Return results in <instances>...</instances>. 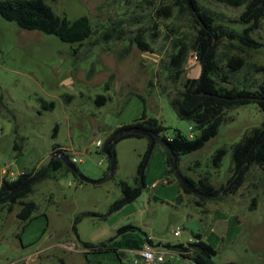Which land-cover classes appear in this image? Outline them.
<instances>
[{"label":"rangeland","instance_id":"rangeland-1","mask_svg":"<svg viewBox=\"0 0 264 264\" xmlns=\"http://www.w3.org/2000/svg\"><path fill=\"white\" fill-rule=\"evenodd\" d=\"M46 1L70 20L88 15L94 34L80 46L55 34L22 29L0 15V185L3 178L12 180L47 166L54 145L81 160L71 159L86 176L105 177L109 160L102 147L116 128L145 113L147 119H157L163 130L147 160L141 193L117 210L111 207L124 195L120 182L138 185L139 165L150 147L148 136L117 142L115 173L102 182L79 183L74 172L66 170L57 172L56 179L36 182L26 199L35 201L38 209L27 225L17 216L21 205L16 204L11 213L0 210V264H135L146 235L164 245L189 248L193 247L188 243L198 241L200 235L216 250L214 264H264V173L258 166L250 168L237 191L210 198L203 207L194 204V194L180 188L176 175L168 173L171 152L163 139L177 131L187 137L199 132L193 122L179 117L172 102L182 82L168 78L176 38L190 40L195 32L191 13L175 5L183 6L182 0ZM197 2L214 13L218 24L237 31L245 28L231 22L239 19L244 6ZM167 4L172 14L159 16L158 8ZM111 30V38L103 39ZM138 33L150 43L151 51L132 44ZM252 36L264 43V23ZM237 47L228 38L219 42L216 62L222 69H227V56L240 53ZM242 54L247 64L232 75L234 81L248 75L250 84H259L264 70H249L264 66V46ZM202 66L191 51L183 81L199 78ZM100 95L108 99L104 104L97 102ZM44 102L55 106L47 110ZM228 116L203 148L180 155L177 165L183 175L195 180L208 176L217 189L228 185L234 174L232 146L248 130L262 125L264 113L252 102L236 106ZM221 147L228 151L217 167L213 157ZM176 228H181L180 236L174 234ZM83 242L97 248H86ZM99 245L106 249L98 250ZM178 251L165 253L166 261L193 263Z\"/></svg>","mask_w":264,"mask_h":264},{"label":"trees","instance_id":"trees-1","mask_svg":"<svg viewBox=\"0 0 264 264\" xmlns=\"http://www.w3.org/2000/svg\"><path fill=\"white\" fill-rule=\"evenodd\" d=\"M189 1L195 8V11L191 9ZM216 1L232 7L244 6L239 19H233L231 21L232 23L245 24L246 26L243 31H237L235 28L228 29V24V28L218 24L214 13L202 8L197 0H182L183 6L179 3H175L176 6L184 7L191 13L194 20L195 32L190 40L185 36L176 38L174 42L175 50L171 54L169 60L170 67L168 69V78L173 83L181 81L183 86L182 89H179L174 93L172 99L179 117L193 122L199 129L198 134L191 137H187L181 131H177L173 136L163 139L167 148L171 152L166 161L169 167L168 173L176 175L178 184L185 193L194 194L193 202L200 207H203L205 202L213 197H205L193 193L184 185L176 173L175 158L178 163L180 155L189 154L203 148L209 140L217 136L219 127L229 120L228 111L236 106L254 102L258 109L264 113V80L259 84H250L248 82V75H243L239 81H234L235 78H233L234 76L232 77L233 74L240 72L247 64V61L242 54L245 50L259 49L264 46V43L252 36V32L259 29L264 23V0ZM157 12L159 16H170L172 14L171 5H163L158 8ZM0 15L6 20L15 22L17 26L22 29L38 30L48 34H55L63 41L79 43L80 46H82L86 40L91 38L94 34L92 22L88 15H82L75 20H70L66 15L57 14L46 0H0ZM112 33H114V30L104 33L103 39L111 38ZM120 35L121 33L119 32L117 35L118 38H120ZM224 38L236 41L238 44L237 49H239L241 53L226 57L225 67L227 69H222V67L216 62L219 42ZM132 44L137 45L143 51L152 50L150 43L146 41L142 33H138L133 38ZM191 51L196 53V56L201 63L203 62L204 57L207 56L205 61V74L201 81H199L200 77H189L185 81L182 79L185 71L184 65ZM263 70V65H255V69H250L249 71L255 72ZM229 84H233V86L229 87ZM252 85H255V87L252 88ZM107 86H109V84H107ZM197 86L198 91L200 92L198 94L195 93ZM107 100V97L104 95L97 97V102L99 104H104ZM54 106V102L43 103V107L47 110L53 109ZM130 126H141L155 131L157 134L163 130V126L158 123L157 119H147V115L144 113L141 119L130 124L121 125L114 130L113 134ZM57 133L58 125L53 133V137H57ZM132 136L142 137L144 135L126 133L118 137L116 141L109 146L115 159V144L124 138ZM254 146L255 149L251 154L250 163L248 164L245 173L230 192L237 191L240 188L244 182L245 174L248 173L252 166H258L264 173V121L261 126L248 130L243 138L232 146V165L230 169L234 174L229 182L242 168H244L246 165V159ZM53 150V152L63 151L60 149L59 145H54ZM227 151L228 149L226 147H221L216 151L213 157V162L217 167L221 166L222 160ZM147 154L148 152L144 155L139 165V175L135 179L138 185L132 187L127 181H121L120 185L124 195L115 202L111 207V210L121 208L124 204L135 200L141 193L142 188L145 185V173L142 175V171L143 169L145 170L147 164ZM45 167L40 169L36 167L31 171L22 172L18 177L12 180L3 178L0 185V198L9 195L14 189L20 187L32 177L39 175ZM62 170L72 171L61 158L54 159L49 170L41 179L35 181L25 190L15 192L8 200L1 202L0 210L6 208L7 211L11 213L14 211L16 204L21 205L17 216L24 226L27 225L35 217L38 204L33 200H27L26 196L34 191L33 186L36 182L46 178L56 179V173ZM108 173L106 175H108ZM74 175L79 183H85L78 178L75 173ZM184 177L192 185L205 193H218L224 189H217L213 186L210 183L208 176L200 178L199 180H195L188 175H184ZM74 229H76V227ZM197 240L198 241L196 242L188 243V245L193 248H188L186 251L181 247L183 244L168 245V247L174 251L179 250L180 252H178L182 257H185L196 264H214L212 261V256L216 253L214 247L203 241L200 235H197ZM83 243L86 248H97L93 243ZM98 247V250H104L102 245H99ZM162 264L173 263L165 261Z\"/></svg>","mask_w":264,"mask_h":264},{"label":"water","instance_id":"water-1","mask_svg":"<svg viewBox=\"0 0 264 264\" xmlns=\"http://www.w3.org/2000/svg\"><path fill=\"white\" fill-rule=\"evenodd\" d=\"M189 5H190L191 9L195 11V8L193 7V5L191 4L190 1H189ZM206 58H207V56H205L204 60H203V66H202V71H201V75H200L199 81L202 80V78H203V76L205 74V69H206L205 68V61H206ZM195 93L196 94L200 93L198 91V86L196 87ZM126 133L141 134V135H144V136H148L151 139L150 147H149L148 154H147V160H148V158L150 156V153H151V151H152V149L154 147L155 141H156L157 138H159V135L155 131H152L150 129H147V128H144V127H141V126H130V127L125 128L122 131L116 132L113 135H111V137L104 143V145L102 147V151L106 154V156H107V158H108V160L110 162V171H109L108 175H106L105 177H101L99 179H91L90 177L86 176L81 171H79L77 166L71 161V158L66 153L57 152V153L52 155L48 165L45 167V169L39 175H36V176L32 177L26 183H24L23 185H21L20 187H18L16 189H14L9 195H7V196H5L3 198H0V203L3 202V201L8 200L10 198V196H12L15 192H19V191L25 190L31 184H33L35 181L41 179L47 173V171L50 168L51 163L53 162V160L55 158H58V157L61 158L65 162V164L77 175L78 178H80L81 180H83L86 183L96 184V183L104 181L105 179H107V177L113 176L114 173H115V169H116V160H115L111 150L109 149V146L112 143H114L118 137H120V136H122V135H124ZM254 149H255V146L252 148L251 152L249 153V155H248V157L246 159V165L244 166V168H242L238 172V174L229 182V184L222 191H220L218 193H205V192L200 191L196 186L192 185L184 177V175L179 171L176 158H175V170H176V173L178 174L179 178L181 179V181L184 183V185L187 188H189L193 193H196L198 195L205 196V197H217L219 195H225V194L229 193L233 189V187L236 186V184L242 178L243 174L245 173V171H246V169L248 167V164L250 163V157H251V154H252ZM146 163H147V161H146ZM143 173H144V169L142 171V175H143ZM181 247H182V249H184V251H186L189 248V246H185V245H183ZM188 261H190V260H188Z\"/></svg>","mask_w":264,"mask_h":264},{"label":"built area","instance_id":"built-area-1","mask_svg":"<svg viewBox=\"0 0 264 264\" xmlns=\"http://www.w3.org/2000/svg\"><path fill=\"white\" fill-rule=\"evenodd\" d=\"M98 145H101V142L98 141ZM71 158V157H70ZM72 161L79 162L77 157L72 156ZM153 186H156V183L153 184ZM182 233L181 228L174 229V234L176 236H180ZM72 248H75L76 245L73 243L71 245ZM139 258L135 260V264H162L166 261L165 253L160 251L158 248L154 247L151 243V238H149L141 247V249L138 251ZM196 264V263H192Z\"/></svg>","mask_w":264,"mask_h":264},{"label":"crops","instance_id":"crops-1","mask_svg":"<svg viewBox=\"0 0 264 264\" xmlns=\"http://www.w3.org/2000/svg\"><path fill=\"white\" fill-rule=\"evenodd\" d=\"M86 183V182H85ZM79 238V237H78ZM151 238V243L154 247L158 248L160 251L164 252V253H167V252H171L172 254L176 255L178 254L177 251H174V250H171L170 248H168V245H164L162 242H157L154 240V238L152 236H147L145 237V240L143 241L141 247L143 246V244L149 239ZM91 243V242H90ZM186 246V245H185ZM103 249H106V248H103ZM141 248L137 249L136 251V259H140L139 258V254H138V251L140 250ZM185 258V257H184ZM186 261H188L189 259L185 258ZM167 262V261H166Z\"/></svg>","mask_w":264,"mask_h":264},{"label":"flooded vegetation","instance_id":"flooded-vegetation-1","mask_svg":"<svg viewBox=\"0 0 264 264\" xmlns=\"http://www.w3.org/2000/svg\"><path fill=\"white\" fill-rule=\"evenodd\" d=\"M60 149H62V148H60ZM62 150H63V151H56V152H53V151H54V150H53V151H52V155L55 154V153H57V152H64V151H65L64 149H62ZM52 155H51V157H52ZM51 157H50V159H51ZM58 158H59V157H58ZM55 159H56V158H55ZM49 161H50V160H49ZM47 165H48V164H47ZM48 170H49V169H48Z\"/></svg>","mask_w":264,"mask_h":264}]
</instances>
